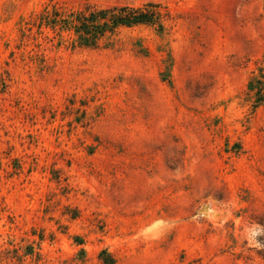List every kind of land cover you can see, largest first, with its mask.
<instances>
[{"label": "rangeland", "instance_id": "rangeland-1", "mask_svg": "<svg viewBox=\"0 0 264 264\" xmlns=\"http://www.w3.org/2000/svg\"><path fill=\"white\" fill-rule=\"evenodd\" d=\"M261 87L264 0H0V264H264Z\"/></svg>", "mask_w": 264, "mask_h": 264}, {"label": "trees", "instance_id": "trees-1", "mask_svg": "<svg viewBox=\"0 0 264 264\" xmlns=\"http://www.w3.org/2000/svg\"><path fill=\"white\" fill-rule=\"evenodd\" d=\"M157 4L141 6L123 5L103 9H86L72 11L69 14L44 10L40 15V23L53 29L73 31L75 41L80 46L96 47L99 40L108 32H115L118 28L130 27L138 24H159ZM255 82H251L252 89ZM258 83H261L258 80ZM250 87V88H251ZM259 89H264L263 87Z\"/></svg>", "mask_w": 264, "mask_h": 264}]
</instances>
